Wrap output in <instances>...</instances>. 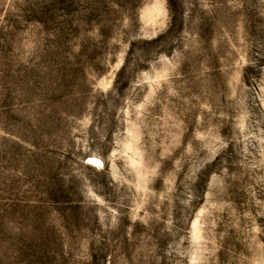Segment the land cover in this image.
Masks as SVG:
<instances>
[{"label": "rangeland", "instance_id": "rangeland-1", "mask_svg": "<svg viewBox=\"0 0 264 264\" xmlns=\"http://www.w3.org/2000/svg\"><path fill=\"white\" fill-rule=\"evenodd\" d=\"M0 264H264V0H0Z\"/></svg>", "mask_w": 264, "mask_h": 264}, {"label": "bare ground", "instance_id": "bare-ground-1", "mask_svg": "<svg viewBox=\"0 0 264 264\" xmlns=\"http://www.w3.org/2000/svg\"><path fill=\"white\" fill-rule=\"evenodd\" d=\"M95 162V161H94ZM98 162V161H97Z\"/></svg>", "mask_w": 264, "mask_h": 264}]
</instances>
